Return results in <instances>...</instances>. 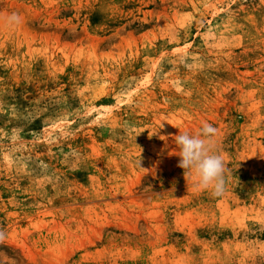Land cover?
Returning <instances> with one entry per match:
<instances>
[{
    "label": "rangeland",
    "instance_id": "374dc122",
    "mask_svg": "<svg viewBox=\"0 0 264 264\" xmlns=\"http://www.w3.org/2000/svg\"><path fill=\"white\" fill-rule=\"evenodd\" d=\"M217 134L225 191L178 166ZM0 264H264V0H0Z\"/></svg>",
    "mask_w": 264,
    "mask_h": 264
},
{
    "label": "clouds",
    "instance_id": "9594fccd",
    "mask_svg": "<svg viewBox=\"0 0 264 264\" xmlns=\"http://www.w3.org/2000/svg\"><path fill=\"white\" fill-rule=\"evenodd\" d=\"M217 129L208 122H203L200 129L191 133L180 131L174 137L180 160L178 166L185 173H194L201 189L211 190L213 196H221L225 191V162L213 149L212 140ZM3 234L0 233V239Z\"/></svg>",
    "mask_w": 264,
    "mask_h": 264
}]
</instances>
